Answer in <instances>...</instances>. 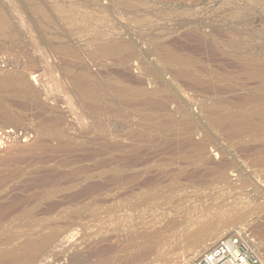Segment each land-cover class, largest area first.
<instances>
[{"label":"rangeland","instance_id":"374dc122","mask_svg":"<svg viewBox=\"0 0 264 264\" xmlns=\"http://www.w3.org/2000/svg\"><path fill=\"white\" fill-rule=\"evenodd\" d=\"M236 215L264 264V0H0V264H191Z\"/></svg>","mask_w":264,"mask_h":264},{"label":"built area","instance_id":"2783aa9c","mask_svg":"<svg viewBox=\"0 0 264 264\" xmlns=\"http://www.w3.org/2000/svg\"><path fill=\"white\" fill-rule=\"evenodd\" d=\"M255 248L254 240L249 235L236 231L231 237L220 240L193 264H262Z\"/></svg>","mask_w":264,"mask_h":264},{"label":"bare ground","instance_id":"6f19581e","mask_svg":"<svg viewBox=\"0 0 264 264\" xmlns=\"http://www.w3.org/2000/svg\"><path fill=\"white\" fill-rule=\"evenodd\" d=\"M44 87V86H43ZM65 97V96H64ZM73 100V99H72ZM240 215H236V216H233L231 218H228L226 221H223L221 223H214L212 222V220L210 219L209 221H211L212 223L208 224L207 225V230L203 231L202 233H196L198 229H196V232L193 233L191 235V238L194 240V243H193V246L195 247L192 251V253L190 254V257L195 255L196 253L200 252L199 250L202 248V245H204L205 243L207 242H212L215 240L218 239L217 242L213 243L212 245L210 244V246L208 248H206V250H203L204 252H202L201 255H203L204 253L210 251L212 248H214L217 243L224 239V238H228V237H231L232 235H234V231L231 230L229 231L228 233L224 234L225 236H222L223 235V232L228 229V227H230V225L232 226V223H234V220L239 218ZM241 217V216H240ZM243 217V215H242ZM241 217V220L243 222V219ZM240 219V218H239ZM218 220V219H217ZM215 221V220H214ZM208 223V222H207ZM206 226V225H205ZM204 228V226H202ZM201 227V228H202ZM200 228V227H199ZM200 230V229H199ZM198 230V231H199ZM191 234V233H190ZM208 246V245H207ZM203 249V248H202ZM205 249V248H204ZM15 253V252H14ZM200 254V253H199ZM14 255V254H13ZM200 255V256H201ZM198 256V258L200 257ZM197 258V259H198ZM20 259V256L19 255H15L12 257L11 259V262L12 263H17ZM189 259V258H188ZM190 259H193V258H190ZM197 259H195L191 264H193ZM10 260V259H9ZM10 263V262H9ZM179 264V263H178ZM180 264H184L183 262H180Z\"/></svg>","mask_w":264,"mask_h":264}]
</instances>
